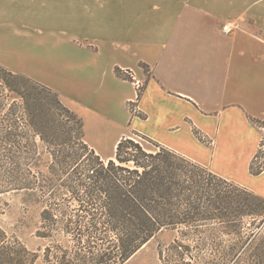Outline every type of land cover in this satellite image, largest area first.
<instances>
[{"label":"crops","instance_id":"1","mask_svg":"<svg viewBox=\"0 0 264 264\" xmlns=\"http://www.w3.org/2000/svg\"><path fill=\"white\" fill-rule=\"evenodd\" d=\"M0 65L60 94L114 149L131 127L264 197V171L250 169L264 0H0ZM125 68L146 81L139 118Z\"/></svg>","mask_w":264,"mask_h":264},{"label":"trees","instance_id":"2","mask_svg":"<svg viewBox=\"0 0 264 264\" xmlns=\"http://www.w3.org/2000/svg\"><path fill=\"white\" fill-rule=\"evenodd\" d=\"M11 194L40 207L48 261L126 264L174 232L162 264H264V197L139 133L104 156L57 92L0 65V196ZM37 258L0 228V264Z\"/></svg>","mask_w":264,"mask_h":264},{"label":"rangeland","instance_id":"3","mask_svg":"<svg viewBox=\"0 0 264 264\" xmlns=\"http://www.w3.org/2000/svg\"><path fill=\"white\" fill-rule=\"evenodd\" d=\"M120 75L125 78L129 77L121 73V71ZM58 95L60 96V94ZM135 98L136 95L134 96V99ZM133 105L136 106V104L127 103L128 111L130 110V108H132ZM71 109L76 114H78V116H80L78 110H74L73 108ZM130 115L132 117H142L141 113L140 115H134L131 112ZM80 117L84 121L86 139L90 143V145H92L99 153L104 156L112 155L114 151L113 145L116 143L117 139L109 136L107 132L101 134L92 133L90 123L86 121L83 116ZM134 133L137 132L132 130V128L130 127L127 129L126 135L129 137L134 135ZM262 166H264V156L261 153L259 155V160L257 161V167L255 169H258ZM40 212V207L29 199L25 198L23 195L11 194L7 196H0V228L6 232L7 237L11 241H19L28 251L38 255L37 260L33 264H59L55 260L51 259V261H48L45 259L44 254L50 241L43 239L37 235V231L40 226ZM177 235V233L169 232L158 236L155 240H152L148 244H146L145 247H143L126 264H162V250H164L166 248L165 246L171 243ZM68 239V237L62 235L56 238V240L63 241H68Z\"/></svg>","mask_w":264,"mask_h":264},{"label":"built area","instance_id":"4","mask_svg":"<svg viewBox=\"0 0 264 264\" xmlns=\"http://www.w3.org/2000/svg\"><path fill=\"white\" fill-rule=\"evenodd\" d=\"M222 31L224 33H228V32L231 31V29L229 28V26L226 25V26L223 27ZM120 71H121V73L129 76L128 78H125V77H123V78H125L126 80H128L132 84L133 89H134V92H135V95H136V98L135 99L133 98V99H131V100H129L127 102V103L136 104V106L133 105L132 108H130L129 111H130V113L132 112L134 115L135 114L140 115L141 110L139 108V103L138 102H139V100L141 98V95H142V93L144 91V88H145V85H146V81L144 79L140 78L138 76L137 72L135 70H133V69H126L125 68V69H121ZM258 126L262 129V133H263V131H264V124H261V125H258ZM261 153L264 156V133L262 134L261 139H260V142H259V148H258V153H257L258 160H259V155ZM254 159H256V157Z\"/></svg>","mask_w":264,"mask_h":264},{"label":"water","instance_id":"5","mask_svg":"<svg viewBox=\"0 0 264 264\" xmlns=\"http://www.w3.org/2000/svg\"><path fill=\"white\" fill-rule=\"evenodd\" d=\"M145 247V246H144Z\"/></svg>","mask_w":264,"mask_h":264}]
</instances>
